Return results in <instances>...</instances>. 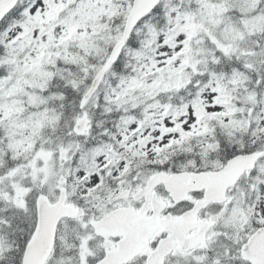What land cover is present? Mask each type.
<instances>
[{
	"label": "snow or ice",
	"instance_id": "1",
	"mask_svg": "<svg viewBox=\"0 0 264 264\" xmlns=\"http://www.w3.org/2000/svg\"><path fill=\"white\" fill-rule=\"evenodd\" d=\"M0 264H264V0H0Z\"/></svg>",
	"mask_w": 264,
	"mask_h": 264
}]
</instances>
